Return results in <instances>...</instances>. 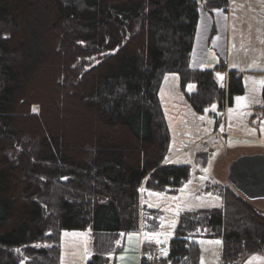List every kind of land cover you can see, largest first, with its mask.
<instances>
[{"label":"trees","instance_id":"trees-1","mask_svg":"<svg viewBox=\"0 0 264 264\" xmlns=\"http://www.w3.org/2000/svg\"><path fill=\"white\" fill-rule=\"evenodd\" d=\"M228 1L0 0V264H59L64 232L157 228L142 191L174 194L189 179L165 163L163 77L177 75L197 116L243 94L222 61L190 67L199 6L225 14ZM261 98L264 109V84ZM209 189L220 208L181 213L165 260L196 264L200 232L221 241L220 264L264 255V214L224 184ZM141 252L158 255L147 242ZM97 253L85 264H112Z\"/></svg>","mask_w":264,"mask_h":264},{"label":"rangeland","instance_id":"rangeland-1","mask_svg":"<svg viewBox=\"0 0 264 264\" xmlns=\"http://www.w3.org/2000/svg\"><path fill=\"white\" fill-rule=\"evenodd\" d=\"M225 14L205 11L199 6L190 67L212 69L222 61L226 71L237 70L241 73L243 94L233 98V107H227L220 112L215 104L206 110L202 119L196 120L184 111V106L175 103L176 99L172 96L175 88L170 80H167L172 76L164 77L168 81L166 100L172 103V105L168 103L169 106L165 109L171 135L165 163L187 166L189 170L187 183L174 194L142 191L141 204L153 210L155 213L153 216H156L158 225L154 231L141 230L140 234L125 236L121 234V238L115 242L117 235H101L91 240L89 234L92 230L88 229L77 236L76 245L68 240L71 233L64 232L60 244L59 264H71L73 250L85 244H88L86 250L90 254L98 252L112 264H156L154 259L157 260L160 256L164 260L163 264H170L165 260V256L170 240L174 237L178 216L184 212L220 208V199L212 195L209 189L211 184L229 185L228 171L232 162L242 153L264 151V146L256 144L259 138L264 141V121L259 125L255 109L251 108L263 107L261 98L263 84L259 82L264 81V0H229L228 14ZM212 28L216 29L215 33L212 32ZM215 77L221 86L224 80L223 73L219 72ZM190 90H193L192 85ZM162 97L163 92L161 99ZM238 97L242 99L238 101ZM255 103L257 105H252ZM262 110L264 109L255 111ZM219 117L221 129L227 124L228 131L231 132L229 135L221 133L211 136V130L215 127L214 120ZM74 124L80 122L76 120ZM67 132L69 135V131ZM253 138L256 141H253ZM257 209L264 214V205L258 206ZM193 239L197 246L196 264H220L221 241L218 238L200 232ZM142 242L155 246L157 258L140 251L139 244ZM239 264H264V255H250Z\"/></svg>","mask_w":264,"mask_h":264},{"label":"crops","instance_id":"crops-1","mask_svg":"<svg viewBox=\"0 0 264 264\" xmlns=\"http://www.w3.org/2000/svg\"><path fill=\"white\" fill-rule=\"evenodd\" d=\"M228 6H229V1H228ZM226 14H228V7H227ZM212 32L215 33L216 32V29L212 28ZM228 69H230V68H228ZM234 71H237V70H234ZM240 75H241V73H240ZM165 76H172V78H167V80H170L169 82L171 84H173V87L175 88L173 90V92H172V96L175 97V99H176L175 103L177 105L184 106L183 107V109L185 108L184 111L187 112L188 115L191 114L196 120L202 119L203 118L202 116H197V115L194 114V112L192 111V109L190 108V106L185 101V99H184V97H183V95H182V93H181V91L179 89V79H178V77H176L177 75H175V74H167ZM164 77H163V79L161 81V84H160V87H159L158 98H159L160 105H161V108H162V111H163V116H164V119H165V122H166V119L167 118H166V114H165V109H167V106H169L168 103H170L171 105H172V103L171 102H168L166 100V97H167L166 94H167V88H168V81L165 80ZM224 79H225V76H224ZM162 92H163V97L161 99ZM252 105H257V103L252 104ZM232 107H233V102H232L231 108ZM251 108H254L255 110L256 109H261V107H255V106H252ZM255 110H254V112L257 114V118L259 119V121H258L259 122V125H261V122L264 121V116H263L264 110H262V112H256ZM228 113H229V111H227V114ZM214 124H215V127L211 130V134H210L211 136H217V135H220L221 133L227 134V135L230 134L231 131L230 132L228 131L229 130V127L226 126L227 124L225 125V128L224 129H221V119L218 120V118L217 119L215 118ZM166 125H167L168 131H169V124L167 122H166ZM169 135H170V131H169ZM236 135H238V134H234V136H236ZM254 139L255 138H253V141H256ZM257 143H259L260 146H264V141L261 140L260 138H259V140L256 141V144ZM256 154H262V155H264V151L262 150V151H259V152H255V151H253V152H245V153H242L239 157L249 156V155H256ZM225 171H226V174H227V168H226ZM140 233H141V230H140ZM140 233H138V234H140ZM80 235H81V233H71V234L68 235V240L74 242V244L76 245L77 244L76 243V240L78 239L77 236H80ZM89 237L92 238L91 240L95 239V237L91 234V232L89 234ZM61 238H62V235H61ZM120 238H121V234H117V237L115 239V242H117V240L120 239ZM87 245L88 244H85V246H82L80 248H75L73 250V254L71 256V264H85L86 263V261L92 255L88 251H87L89 253L88 255H85L84 254L85 249H87ZM139 245H140V251H141V244H139ZM81 248H84V249L82 250ZM69 250H71V248H69ZM60 253H61V247H60ZM60 260H61V258H60Z\"/></svg>","mask_w":264,"mask_h":264},{"label":"water","instance_id":"water-1","mask_svg":"<svg viewBox=\"0 0 264 264\" xmlns=\"http://www.w3.org/2000/svg\"><path fill=\"white\" fill-rule=\"evenodd\" d=\"M229 186L251 205H264V155L237 158L229 166Z\"/></svg>","mask_w":264,"mask_h":264},{"label":"snow or ice","instance_id":"snow-or-ice-1","mask_svg":"<svg viewBox=\"0 0 264 264\" xmlns=\"http://www.w3.org/2000/svg\"><path fill=\"white\" fill-rule=\"evenodd\" d=\"M259 83L264 84V81H260ZM190 87H191V86H190ZM241 99H242V98H240V97L237 98L238 101L241 100ZM122 235H123V234H122ZM129 239H131V235H129ZM216 243H219V241H216ZM84 254H85V255H88V252H87L86 249H85Z\"/></svg>","mask_w":264,"mask_h":264}]
</instances>
